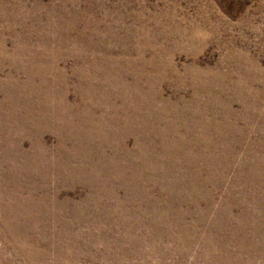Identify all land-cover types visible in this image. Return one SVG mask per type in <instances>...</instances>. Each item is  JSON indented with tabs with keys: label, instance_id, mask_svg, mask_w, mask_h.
Segmentation results:
<instances>
[{
	"label": "rangeland",
	"instance_id": "1",
	"mask_svg": "<svg viewBox=\"0 0 264 264\" xmlns=\"http://www.w3.org/2000/svg\"><path fill=\"white\" fill-rule=\"evenodd\" d=\"M0 264H264V0H0Z\"/></svg>",
	"mask_w": 264,
	"mask_h": 264
}]
</instances>
